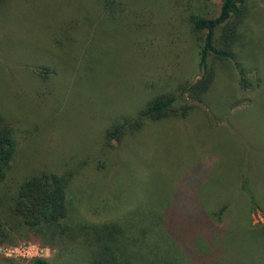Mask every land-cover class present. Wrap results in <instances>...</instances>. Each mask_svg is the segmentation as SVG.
<instances>
[{
    "label": "rangeland",
    "instance_id": "obj_1",
    "mask_svg": "<svg viewBox=\"0 0 264 264\" xmlns=\"http://www.w3.org/2000/svg\"><path fill=\"white\" fill-rule=\"evenodd\" d=\"M124 1L125 15L120 17L124 24L115 25L110 19L101 20L107 14L100 0H1L0 114L17 142L9 184L28 172L55 169L59 173L65 164L74 166L78 173L69 189L76 214L91 222L118 221L127 226L126 234L138 236L147 225L160 230L152 217L157 218L154 214L161 212L194 167L200 170L187 175L180 193H189L203 178L200 198L213 197L206 201L216 202L222 199L214 198L218 188L227 187L247 168V174L263 187H259L263 196L264 83L258 94L256 85L242 89L230 66L215 64L217 76L203 102L183 95L188 103L198 105L186 117L146 120L137 133L104 147L111 116L133 114L155 95L178 94L182 85L200 78L203 33L192 31L189 17H214L219 12L216 0ZM246 3L249 13L238 52L251 66L249 77L263 79L264 0ZM132 13V20H138L129 30L126 23ZM83 27L95 35L92 42L83 40L79 46ZM64 29L76 41L63 38ZM82 68L89 73L83 76ZM45 71H50L46 80ZM114 75L116 82L111 80ZM109 81L113 83L107 85ZM209 164L222 169L223 179L206 178L203 170ZM241 178L237 177L235 190L231 188L232 207L222 218L228 226L221 237L215 236L219 252L209 264H264V231L260 230L264 200L257 198L260 205L247 212L246 206L241 208L246 196L239 191ZM149 210L154 211L145 216ZM148 235L155 236L154 232ZM26 241H17L15 252L29 250L31 256L13 255L0 246V264H30L34 257L57 254L55 249L33 247ZM94 256L91 248L79 244L70 245L60 259L61 264H91Z\"/></svg>",
    "mask_w": 264,
    "mask_h": 264
},
{
    "label": "trees",
    "instance_id": "obj_2",
    "mask_svg": "<svg viewBox=\"0 0 264 264\" xmlns=\"http://www.w3.org/2000/svg\"><path fill=\"white\" fill-rule=\"evenodd\" d=\"M216 1L219 2V12L216 16L191 14L189 17L192 31L203 33L198 61L200 78L193 83L182 85L178 94L155 95L133 114L111 116L112 122L106 126L103 135L104 147H112L113 141L120 142L126 134L137 133L146 120L155 122L172 117H186L195 111L198 105L188 103L183 95L203 102L217 76L216 63L230 66L242 89L256 85L257 94L259 93L264 78L249 77L248 71L252 70L251 66H247L238 52L244 37L243 25L249 13L246 0ZM126 2L100 0L103 12L107 14V17L103 16L101 20L110 19L115 25L124 24L120 17L125 15ZM134 16L132 13L130 22L126 23L129 30H132V26L138 20L133 21ZM217 30H220L218 34ZM63 31V38L76 41L71 33H65V29ZM82 33L89 35V29L83 27V30L79 31V46L85 40L93 41L94 33H90L88 38ZM123 36L125 35L122 34L121 38ZM89 71L88 68H82L81 73L84 72L82 74L85 76ZM49 72L45 71L43 75L45 80ZM121 73L119 72L117 77H120ZM252 78L254 82L251 81ZM116 79L115 75L111 78L115 82ZM112 81L107 85L112 84ZM100 93L102 94L101 90ZM16 151L17 142L13 129L0 114V246L9 247L16 245L19 240H27L26 242L57 250L55 256L30 259V264H61L60 258L68 252L69 246L79 244H85L95 252L91 264H209L219 252L214 244V238L221 237L225 226H228L226 220L222 218L223 216L227 218V213L232 207L229 194L232 193L231 188L235 190L237 177L241 175L239 188L242 190L239 191L246 195L241 208L246 206L247 212L253 205H260L261 202L257 198L264 200V195L259 194V187L262 189L263 187L254 176L251 178L247 174V168L241 169L227 183V187L218 188L219 191L214 198L222 199L215 200L216 202H207L214 200L213 197L206 199L207 201L200 198L201 192L198 190L205 184L203 178L189 189V193L184 191L180 193L179 188L186 185L187 175L200 170V167H194L181 180L172 199L163 206L161 212L154 214L157 218L152 217L151 221H158L160 226L156 227L160 228L159 231L147 225L142 230V236L126 234L127 226L118 221L91 222L84 216L76 214L75 197L69 189V184L78 173L74 166L65 164L59 173L55 169L28 172L21 176L19 182L9 184V170ZM247 166L251 170V166ZM210 167L209 164L203 170L206 178L215 175L216 180L223 179V171L218 169L217 164ZM194 192L198 196H194ZM235 201H239L237 197ZM153 211L149 210L144 215L149 216ZM127 224L134 232V227L132 228L134 223L128 219ZM241 227L242 225L239 228ZM261 227L260 230L263 232L264 225ZM153 232L155 236H146L147 233ZM203 242L208 246L207 251L203 248ZM171 245H174L178 253L175 249L172 251Z\"/></svg>",
    "mask_w": 264,
    "mask_h": 264
},
{
    "label": "built area",
    "instance_id": "obj_3",
    "mask_svg": "<svg viewBox=\"0 0 264 264\" xmlns=\"http://www.w3.org/2000/svg\"><path fill=\"white\" fill-rule=\"evenodd\" d=\"M28 245H31V246H37V244H31V243H29ZM16 245H13V246H9V247H5L6 248V250H8V251H11L12 253H14L13 255H17V253H19V252H15L16 250L15 249H17V247H15ZM5 254V253H4ZM6 254L7 255H11L9 252H6ZM5 254V255H6ZM20 255H25V256H31V253L29 252V250H27L26 251V253H19ZM37 257H40V256H37Z\"/></svg>",
    "mask_w": 264,
    "mask_h": 264
}]
</instances>
